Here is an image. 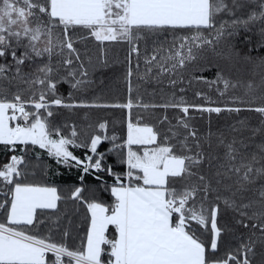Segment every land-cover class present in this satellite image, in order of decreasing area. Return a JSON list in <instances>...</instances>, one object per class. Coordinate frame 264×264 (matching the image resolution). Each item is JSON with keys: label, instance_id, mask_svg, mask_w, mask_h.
<instances>
[{"label": "snow or ice", "instance_id": "obj_1", "mask_svg": "<svg viewBox=\"0 0 264 264\" xmlns=\"http://www.w3.org/2000/svg\"><path fill=\"white\" fill-rule=\"evenodd\" d=\"M257 25L264 39V0H0V145L13 153L0 166V213L5 217L0 222V264H264V104L252 106L253 99L246 107L190 105L182 97L145 104L131 98L133 55L138 79L163 83L166 78L175 88L192 71L189 84L204 81L225 96L238 85L223 69L217 68L214 80L196 72L208 67L202 63L206 53ZM89 39L101 46L127 45L126 103L73 102L74 94L91 84L92 58L86 45L77 47ZM61 84L72 90L67 98L59 93ZM247 88L253 91L251 83ZM231 102L245 103L238 97ZM133 107L179 109L183 116L173 124L164 115L159 122L166 130L157 131L134 123ZM53 108L126 109V140L116 143V135H107V122L98 124L99 134L84 140L78 139L75 125L70 135H62L50 120ZM190 110L238 117L253 112L258 123L240 118L231 126L230 138L211 130L201 136L189 122ZM104 141L114 145L108 153L99 150ZM29 146L46 149L57 164L79 169L81 185L91 176L113 198L106 205L86 200L83 186L72 191L70 198L89 213L78 248L66 243L67 229L65 242L28 231L45 224L37 210H56L62 199L55 187L21 180ZM18 149L22 154H16ZM70 149L86 151L81 158ZM109 153L126 165L124 173L108 164ZM110 226L115 233L111 238ZM236 226L249 235L238 237L237 247L218 256ZM46 227L59 230V218Z\"/></svg>", "mask_w": 264, "mask_h": 264}, {"label": "trees", "instance_id": "obj_2", "mask_svg": "<svg viewBox=\"0 0 264 264\" xmlns=\"http://www.w3.org/2000/svg\"><path fill=\"white\" fill-rule=\"evenodd\" d=\"M226 18V17H225ZM256 26L252 32H241L239 36L228 38L223 41L217 48L215 53L208 52L202 61L208 67L205 70L196 72L197 75L205 77L207 80H214L216 78L217 68L223 69L225 76L232 82L237 83L236 88H229L225 96L221 97L216 91L217 86H210L204 81H192V71L185 75L183 84H177L175 88L169 86L167 79L163 83H157L155 80H141L136 74L135 64L136 57L133 55V77L132 86L133 91L131 98L134 103L139 97L140 102L145 104H161L168 102L170 99L179 101L182 97L187 104L204 105V106H241L246 107L252 100L255 103L252 106L264 104V39L260 36ZM247 37V38H246ZM85 45L88 48V55L92 58V64L88 65L89 79L91 84L87 86L83 92L74 94L73 102H98V103H126L129 99L128 85L126 82V72L128 68V48L125 44L109 43L103 46L99 45L94 40H86L77 45L83 49ZM144 46L141 44V59L140 74L144 71ZM106 60V65L103 61ZM103 65V66H102ZM107 68V69H106ZM106 70V71H105ZM195 71V70H193ZM253 85V91L249 93L247 84ZM59 87L60 95L67 98V95L72 91L68 85L61 84ZM183 87L184 92L179 89ZM222 88V84L219 85ZM197 92L203 95L198 97ZM204 97L210 98L209 100ZM238 97L245 101L244 104H232L231 98ZM54 116L50 118L52 125L59 127L62 135H70L72 125L76 126V130L80 134L78 139L84 140L93 134H99L98 124L107 122V135H116L118 140L116 143H124L127 137V120L128 110L121 108H92V109H64L53 108ZM133 122L139 121L141 125L153 126L157 131L166 130V125L159 121L164 115H167L169 121L176 123L177 117H182L183 113L179 109L169 108L167 110L162 108H143L133 107L131 110ZM87 116V118H85ZM190 123L193 127L198 129L199 134L203 136L209 130L213 133H224L229 138L234 133H231V126L237 123L240 118H248L254 125L258 123V114L253 112H241L239 117L236 114H229L227 112L216 114L200 113L190 110ZM210 121V123H209ZM91 125V127H89ZM249 132H245L244 136H250ZM53 138H56L55 136ZM259 141L260 137L257 136ZM113 143L104 141L100 147V151L106 153L113 148ZM31 151L24 153L26 162L28 164L25 170V176L21 177L24 183L55 187L57 188L62 199L58 202L56 210H37V218L44 219L45 224L39 228H30L28 231L33 235L51 236L55 242H65L63 232L65 229L70 233L66 243L70 248H78L81 241L86 236V229L88 225L89 213L85 205L70 198L72 191L76 187L83 186L85 192L82 194L86 200H96L103 202L106 205L113 203V198L110 193L103 191L101 185L96 182L91 176H85L83 185L79 180L82 175L79 169L66 168L63 164H57L55 159L48 155L44 149L29 146ZM137 148V146H133ZM75 155L83 158L85 149H70ZM13 153L6 151L4 146L0 145V166L9 162V157ZM16 154L20 153L19 149ZM108 164L112 165L114 171L124 173L126 165L119 163V157L114 154H108ZM215 163V161H214ZM108 184H112L111 177H105ZM4 199L3 192L0 191V200ZM59 218V230L49 229L46 225L52 223V220ZM4 214L0 213V222L4 220ZM114 229L108 230L109 237L113 234ZM249 235L248 229L236 226L233 233L228 234L217 253L218 256H223L227 251L238 246L240 240L238 237L243 236L245 239ZM259 235V234H257ZM256 239V237H253ZM260 248V244H257ZM259 259V257H257Z\"/></svg>", "mask_w": 264, "mask_h": 264}, {"label": "crops", "instance_id": "obj_3", "mask_svg": "<svg viewBox=\"0 0 264 264\" xmlns=\"http://www.w3.org/2000/svg\"><path fill=\"white\" fill-rule=\"evenodd\" d=\"M135 146V145H134ZM112 228L111 226L109 227V229ZM108 229V230H109ZM115 235L114 231H113V234H111L110 238L113 237Z\"/></svg>", "mask_w": 264, "mask_h": 264}, {"label": "rangeland", "instance_id": "obj_4", "mask_svg": "<svg viewBox=\"0 0 264 264\" xmlns=\"http://www.w3.org/2000/svg\"><path fill=\"white\" fill-rule=\"evenodd\" d=\"M46 152H47V150L46 149H44Z\"/></svg>", "mask_w": 264, "mask_h": 264}, {"label": "bare ground", "instance_id": "obj_5", "mask_svg": "<svg viewBox=\"0 0 264 264\" xmlns=\"http://www.w3.org/2000/svg\"><path fill=\"white\" fill-rule=\"evenodd\" d=\"M103 66V65H102ZM107 69V68H106ZM106 71V70H105Z\"/></svg>", "mask_w": 264, "mask_h": 264}]
</instances>
